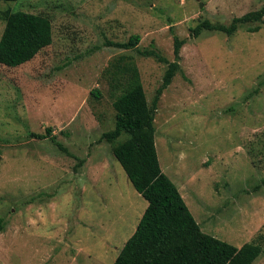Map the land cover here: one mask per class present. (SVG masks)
<instances>
[{"label": "rangeland", "instance_id": "374dc122", "mask_svg": "<svg viewBox=\"0 0 264 264\" xmlns=\"http://www.w3.org/2000/svg\"><path fill=\"white\" fill-rule=\"evenodd\" d=\"M263 7L264 0L0 1V12L49 18L53 32L30 62L0 64V264H114L135 233L148 202L101 139L116 121L103 73L129 54L151 106L167 65L105 46L133 35L169 62L174 38L186 40L181 72L156 111L160 166L204 233L238 249L261 245L253 264H264V24L191 35L204 21L229 25ZM4 28L0 19V39ZM49 128L72 155L32 136Z\"/></svg>", "mask_w": 264, "mask_h": 264}, {"label": "trees", "instance_id": "16d2710c", "mask_svg": "<svg viewBox=\"0 0 264 264\" xmlns=\"http://www.w3.org/2000/svg\"><path fill=\"white\" fill-rule=\"evenodd\" d=\"M0 19L5 22L0 39L1 65L10 68L22 66L53 43L52 23L47 17L6 10L0 12ZM255 23L264 24V7L234 18L229 25L204 21L191 30V35L198 38L204 31H215L230 36L240 28ZM260 30L259 25L250 28L253 33ZM140 42V35H133L127 42L108 40L105 43L106 47L136 52L167 65L151 106L139 69L129 54L113 59L103 73L114 98L116 121L114 129L105 132L101 139L113 145L115 159L134 189L148 202L135 233L126 242L114 264H253L262 255V246L248 243L238 249L204 233L177 186L160 166L155 142L156 111L164 91L181 72V49L186 40L174 38L173 62L162 56L155 45L140 49ZM91 95L98 100L102 97L99 89L93 90ZM32 136L38 140L49 139L60 150L72 155L50 128L44 135Z\"/></svg>", "mask_w": 264, "mask_h": 264}]
</instances>
